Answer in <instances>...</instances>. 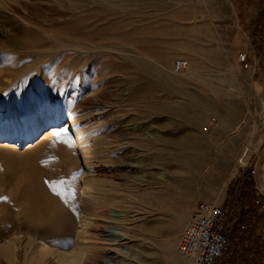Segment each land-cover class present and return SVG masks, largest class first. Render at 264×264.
<instances>
[{"label": "rangeland", "instance_id": "rangeland-1", "mask_svg": "<svg viewBox=\"0 0 264 264\" xmlns=\"http://www.w3.org/2000/svg\"><path fill=\"white\" fill-rule=\"evenodd\" d=\"M260 12L264 0H0L3 263L94 239L104 264H189L177 244L198 203L220 204L232 226L228 191L250 172L264 204ZM209 116L218 125L203 134ZM46 213L70 224L63 244L41 227L27 241L23 225Z\"/></svg>", "mask_w": 264, "mask_h": 264}, {"label": "built area", "instance_id": "built-area-1", "mask_svg": "<svg viewBox=\"0 0 264 264\" xmlns=\"http://www.w3.org/2000/svg\"><path fill=\"white\" fill-rule=\"evenodd\" d=\"M246 53L240 54V60H246ZM188 63L183 58H176L172 63L174 73L187 69ZM218 125L216 116L207 117L201 125V132L208 134ZM259 209L264 204L255 201ZM226 213L220 204L202 201L194 208L180 235L177 252L187 259L189 264H219L224 252L230 247L231 239L227 230Z\"/></svg>", "mask_w": 264, "mask_h": 264}, {"label": "trees", "instance_id": "trees-1", "mask_svg": "<svg viewBox=\"0 0 264 264\" xmlns=\"http://www.w3.org/2000/svg\"><path fill=\"white\" fill-rule=\"evenodd\" d=\"M262 18H264V13L260 12L257 15V21ZM236 184L237 186L229 188L227 200L231 205V209L236 208L235 206L237 205L236 210L239 211V215L236 222L229 227L228 221L230 220L226 214V223L231 243L235 239L239 244L230 251L228 248L220 259L219 264H231L232 262L233 264H262L264 262V246L252 237V228H249L254 220H263L262 216H257L256 209L258 205H256L255 201L259 199V195H256L251 173L244 174ZM239 234H245V237ZM238 236H240L239 239L237 238ZM252 238L254 239L253 241ZM244 242H249V246L240 249V245L242 246Z\"/></svg>", "mask_w": 264, "mask_h": 264}, {"label": "bare ground", "instance_id": "bare-ground-1", "mask_svg": "<svg viewBox=\"0 0 264 264\" xmlns=\"http://www.w3.org/2000/svg\"><path fill=\"white\" fill-rule=\"evenodd\" d=\"M71 124H72L71 119H67V125H71ZM49 129H48L49 130L48 132L44 133L43 137H48L52 133L56 132L59 129V124H55L54 126H52ZM76 134H77V131H76ZM79 143H80L81 149L85 153L86 160L90 161L91 157H90V155H89V153L87 151V148L85 146L84 141L82 139H80ZM20 144H21V141L19 140L15 146H19ZM31 145L32 144L29 143L28 147L29 146L31 147ZM15 146L13 145L14 148H15ZM56 212H58V211H56ZM49 215H50V213H48V214L46 213L45 217L41 221H39L37 225H33V222H31V223H29V222L27 223L26 222L23 225L24 229L28 233V237L26 239L29 242V244L33 243V239H31V238L32 237H34V238L36 237L35 231H38L40 229V227L42 229L44 228L43 231L45 230V232H47V233H45L46 235H50L51 234V235L57 236L59 238V242L62 243V244H63V242L65 240H67L66 237L69 235L70 229H71V226L68 223L67 219L64 218L62 214L61 215L58 214L59 216L57 215L58 217H56V219H54V220L51 219V217H50V219H48ZM53 215H54V213H53ZM112 216L115 217V216H117V214H113L112 213ZM15 226H16L15 223H12L10 228L13 229V228H15ZM84 228H85V231H87V232L89 230H92V229L96 230L89 223L86 224L84 226ZM5 231H6V229H4V228L0 229V236L3 235L5 233ZM29 237H31V238H29ZM78 237H80V238L86 237L88 239L90 238L89 234H84V232L80 233ZM39 238L42 239L41 237H39ZM119 240H121V239H119ZM15 242H17V240ZM81 242L83 243V239L81 240ZM93 242H94V244H99V242L94 241V239L93 240H85L84 246L78 247L76 252L73 255H71V256H67V255L65 256V255H62L61 253L57 252L58 254L55 255L56 257L52 258L50 253L48 254V253L42 251L43 253L40 255L41 257H39V259L37 258V256L35 258L37 260H34L33 258L31 259V257H29V260L27 261L29 263H27V264H104L103 260H107V258H106V256L104 255L103 252H101L98 248H96L94 246ZM15 244H14V246L17 248V245H15ZM15 250H16V254H19L18 249H15ZM53 253H55V252L53 251ZM3 254H5V253H3ZM39 254H40V252H39ZM0 264H4L1 257H0Z\"/></svg>", "mask_w": 264, "mask_h": 264}]
</instances>
